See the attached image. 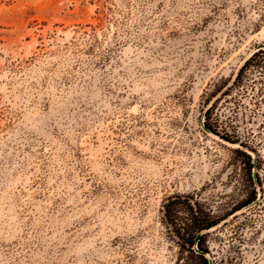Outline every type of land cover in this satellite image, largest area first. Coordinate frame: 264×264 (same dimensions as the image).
I'll return each mask as SVG.
<instances>
[{
  "label": "rangeland",
  "instance_id": "rangeland-1",
  "mask_svg": "<svg viewBox=\"0 0 264 264\" xmlns=\"http://www.w3.org/2000/svg\"><path fill=\"white\" fill-rule=\"evenodd\" d=\"M260 50L264 0H0V264H204L190 208L264 264Z\"/></svg>",
  "mask_w": 264,
  "mask_h": 264
},
{
  "label": "trees",
  "instance_id": "trees-1",
  "mask_svg": "<svg viewBox=\"0 0 264 264\" xmlns=\"http://www.w3.org/2000/svg\"><path fill=\"white\" fill-rule=\"evenodd\" d=\"M261 55H264V51L263 50H260L256 53H254L252 55V57L246 61V63L244 64L243 68L240 70V74L244 71V69H246L251 61L256 58V57H259ZM239 74V76H240ZM238 76V78H239ZM207 129L211 130V128L206 124L205 125ZM212 131V130H211ZM227 140V139H226ZM231 143H233L232 141L230 140H227ZM247 160L250 162L251 161V157L248 156V155H244ZM254 165L252 166V169H254ZM257 199V197H253L251 200H249L248 202H246V205H244L242 208H244L245 206L255 202ZM170 203L168 205H166V210H167V219H170ZM169 208V209H168ZM242 208L236 210V211H239L241 210ZM190 213H191V219L188 221V223H184V227H178L176 226V229L179 228V232H177V235L182 237V238H185V240L187 241V243L190 245V248L192 249L195 245H197L198 249L206 254H209L208 250L204 249L203 247V243H204V240L203 238L207 235V234H204L201 238H200V241L196 244V237L200 234V233H203V232H207V231H210L212 230L213 228L217 227L222 221H224L225 219L223 220H220V221H215V220H212L210 218V216L208 215H196L198 214V211H194V208H190ZM169 214V215H168ZM181 230V231H180ZM202 261L204 264H209V260L206 258V256L204 255H200L198 254L197 255Z\"/></svg>",
  "mask_w": 264,
  "mask_h": 264
},
{
  "label": "water",
  "instance_id": "water-1",
  "mask_svg": "<svg viewBox=\"0 0 264 264\" xmlns=\"http://www.w3.org/2000/svg\"><path fill=\"white\" fill-rule=\"evenodd\" d=\"M254 168H256V164H255V167ZM254 180L256 181V176H254ZM257 203V201L255 202V204ZM214 229V228H213ZM211 231V230H210ZM207 232H209V231H207ZM207 232H203V233H200L197 237H196V244L200 241V238L205 234V233H207ZM196 251H197V253L198 254H200V255H204V256H207V254L206 253H204V252H202V251H200L199 249H198V247H197V245H196ZM208 259V258H207ZM209 260V264H214V262H213V260H211V259H208Z\"/></svg>",
  "mask_w": 264,
  "mask_h": 264
}]
</instances>
